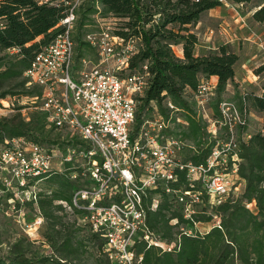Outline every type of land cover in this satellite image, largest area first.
Wrapping results in <instances>:
<instances>
[{
	"label": "trees",
	"instance_id": "trees-1",
	"mask_svg": "<svg viewBox=\"0 0 264 264\" xmlns=\"http://www.w3.org/2000/svg\"><path fill=\"white\" fill-rule=\"evenodd\" d=\"M221 4L218 0H85L78 11L80 29L92 16L104 18L110 14L123 19L111 32L125 41L134 40L137 49L127 67L118 74L120 77L143 75L146 83L143 94L136 97L134 126L141 123L143 116L151 114V103L168 117L165 106L168 99L187 122L176 127L189 129L195 142L190 160L195 163L206 158L214 141L195 115L193 91L201 79L216 76L212 111L213 117H218L217 105L224 99L227 84L233 83L239 58L226 45L196 53L198 37L192 29L193 22L203 12ZM62 16V7L38 0H0V101H9L11 110L19 97L30 99L40 94L38 87H26L23 72L34 55L60 31L57 23ZM252 17L264 25V3ZM76 40L79 48L83 44L88 46L79 41V36ZM13 47L15 52L11 51ZM83 57L86 56L81 54ZM237 98L235 103L247 122L238 128L235 149L237 179L243 181L242 190L215 206L202 207L188 219L183 218L181 206L172 197L157 189L149 190L144 199L146 225L161 240L174 243V247L167 250L148 246L140 237L133 245L136 256L141 257L136 264H264V94L246 91ZM26 106L32 105L15 108L21 111ZM34 110L27 121L20 113L0 117V147L5 140L26 137L48 150L57 148L63 153L78 145L89 148L75 137L63 140L49 137L44 133L48 123L45 113ZM249 111L260 114L261 129L245 138ZM67 145L70 146L66 148ZM64 163L65 172L50 169L43 175L28 178L26 185L18 189L34 185L38 192L35 199L22 203L0 180V192L5 193L6 200H12L15 210L24 204L36 211L35 217L43 220L40 245L36 246L23 234L9 238L5 235V213L0 201V264H88L84 255L90 244L103 256V259L93 258L92 264H115L107 254L105 241L80 221L81 211L72 204L73 192L85 182L81 170L72 161ZM73 173L75 178H71ZM40 182L47 190L40 188ZM179 183L184 184L183 177ZM154 197L158 198V204L152 208L150 203ZM207 221L211 226L204 232L187 235L179 231L181 225L191 227ZM85 228L87 235L81 233Z\"/></svg>",
	"mask_w": 264,
	"mask_h": 264
},
{
	"label": "built area",
	"instance_id": "built-area-1",
	"mask_svg": "<svg viewBox=\"0 0 264 264\" xmlns=\"http://www.w3.org/2000/svg\"><path fill=\"white\" fill-rule=\"evenodd\" d=\"M38 1L63 8L57 23L60 31L34 55L23 75L26 87L36 86L41 91L30 100L35 109L45 113L47 125L89 146L70 147L62 153V163H73L79 156L83 162L75 166L89 178L72 195V204L81 211L80 221L105 241L107 254L115 264H136L140 260L133 250L140 237L148 246L171 249L174 243L161 240L146 225L147 192L157 189L172 197L185 219L198 208L215 206L238 194L241 183L232 176L237 175V131L247 124L245 114L237 103L224 98L217 105L218 117H213L209 103L216 84L201 79L192 94L193 108L214 143L202 161L186 159L182 156L184 141L170 128L171 124L183 126L187 122L175 115L179 110L168 99V117L153 105L151 114L134 126L136 97L143 94L145 79L139 74L120 77L118 73L136 52L135 41L113 35L109 26L86 32L82 40L97 60L93 63L87 57L80 58L81 66L76 68L74 32L85 0ZM92 17L94 21L103 19ZM243 136L249 137L245 133ZM53 151L26 137L5 140L1 145L0 180L19 202L36 198L38 189L34 185L18 188L26 185L28 178L53 169ZM181 177L184 184L179 183ZM157 202V197L152 198L151 207L155 208ZM42 221L36 216L30 224L39 226ZM196 226L181 225L179 231L201 233Z\"/></svg>",
	"mask_w": 264,
	"mask_h": 264
},
{
	"label": "rangeland",
	"instance_id": "rangeland-1",
	"mask_svg": "<svg viewBox=\"0 0 264 264\" xmlns=\"http://www.w3.org/2000/svg\"><path fill=\"white\" fill-rule=\"evenodd\" d=\"M264 3V0H248L237 2L235 0H228L227 3L221 4L218 8L211 12H203L198 21H194L192 24V29L196 33L198 37V45L196 48V53L207 52L210 49H216L219 45H226L229 49L239 53V56H243L241 59L238 58L235 68L241 74L242 78H245V82L242 87L239 81V74H236L235 88L240 91H249L259 94H264V25L256 22L252 15L253 12L260 7V5ZM91 21L86 22V26L79 28L78 24L76 25V31L74 32V40H75V66L79 68L81 66V54L85 55L89 58L90 62L95 63L97 60L96 54L91 48L89 49L86 44H83L81 48L77 46V36H79V41H83L82 37L85 32H89L92 30H97L100 27H115L118 26L123 19L114 17L110 14L104 17L103 19H98L94 21L91 17ZM250 35L249 39L246 37ZM209 37V39H207ZM245 37V39L243 38ZM208 46V47H207ZM254 47L256 48V60L252 63H246L244 58L247 52V49ZM212 47V48H210ZM243 51L244 53H241ZM13 52V51H12ZM175 52L179 54L177 48H175ZM242 62L245 64V68L241 66ZM74 66V67H75ZM244 70L246 74H242L241 70ZM258 72H255L258 70ZM239 81V82H238ZM238 86V87H237ZM233 91L232 84L229 86L228 90L222 95V98L228 99H236L232 97L231 92ZM190 100V96H188ZM32 105L26 106L21 109V111L16 110L15 107H19L21 105ZM152 106L154 105L151 103ZM214 98L210 100L209 107L210 112L213 110ZM0 117L1 116H12L14 114L20 113L21 117H23L26 121L28 117L35 110V106H33L32 100L27 97H19L18 102H14V109L12 108L10 102L7 100L0 101ZM181 111H178L175 115L182 116ZM260 114L252 112L248 115V126L246 131L254 133L260 129ZM48 125L44 127V133L49 135L51 138H57L58 140L69 139V135L64 131H59L55 128H48ZM170 131L172 134L180 135L183 139L185 146L182 149V156L186 159H191V155L194 153V140L190 136V132L188 128L176 127V125L171 124ZM222 135V133H221ZM70 145H67L68 148ZM46 148V147H45ZM65 148V149H66ZM53 156L51 158V166L53 169H56L60 172H65V163H62V153L61 150L57 148L52 152ZM83 161L79 156L74 157L73 165L81 164ZM67 172V171H66ZM83 177V176H81ZM89 178L87 176L83 177V181L87 182ZM237 179V175L232 176V180ZM241 183V180H239ZM40 188L46 189V185L43 182H40ZM54 187V186H53ZM243 186H239L240 191ZM0 201L1 207L4 210V218L3 222H5L7 235L9 238H13L18 234L25 235L29 240L33 241L36 246L40 245L42 241V233H43V225L33 226L30 223L33 222L36 211L24 204H20L18 210L13 208V202L11 200L5 199V193L0 192ZM21 203V202H20ZM201 209V208H198ZM71 218V217H70ZM27 225H31L29 228ZM211 226V222H200L197 223L196 230L204 232L209 229ZM81 233L87 235L88 229L85 228ZM94 247V245H88L87 252L84 257L88 264L93 263V258L103 259L102 253L98 252ZM93 254V256H92Z\"/></svg>",
	"mask_w": 264,
	"mask_h": 264
},
{
	"label": "crops",
	"instance_id": "crops-1",
	"mask_svg": "<svg viewBox=\"0 0 264 264\" xmlns=\"http://www.w3.org/2000/svg\"><path fill=\"white\" fill-rule=\"evenodd\" d=\"M219 7V6H218ZM218 7H216V8H218ZM213 10H215V8H212V9H209V10H207V12H211V11H213ZM248 39H249V37H251L250 35H247L246 36ZM244 39H245V37H243ZM207 39H209V37H207ZM208 47V46H207ZM210 48H212V47H210ZM178 52H179V54H180V51L178 50ZM237 53V52H236ZM241 53H244L243 51H241ZM238 55H239V53H237ZM245 54V56H244V58H245V60H246V63L248 64V63H252L254 60H256L257 58H256V48L254 49V47L252 46L251 48H249V49H247V52L246 53H244ZM240 57V56H239ZM243 56H241L240 57V59L242 58ZM241 66L243 67V68H245V64L242 62V64H241ZM242 71V74L244 73V74H246L245 73V71L242 69L241 70ZM239 74V83H240V85L239 86H241L242 87V85H243V83L246 81L245 80V78H242L241 77V74L237 71V68H235L234 69V78H233V83H229V84H227V88H226V90H228V88H229V86L232 84V87H233V91L231 92V94H232V97H234V98H236L235 100L234 99H228V98H225V99H228V100H230V101H234V102H237V96H240V95H242L243 93H245L246 91H240V90H238V89H236L235 88V82H237V80H236V74ZM209 79L213 82V83H215V82H217V78H216V76H211V77H209ZM216 84V83H215ZM238 87V86H237ZM248 92V91H247ZM256 94H259V93H256ZM253 111H249V114H251ZM261 121H262V119H260V129H261ZM248 126V125H247ZM247 129V128H246ZM259 129V130H260ZM245 134H247L248 136H250V132H247L246 131V133ZM240 185H242L243 186V181L241 180V184Z\"/></svg>",
	"mask_w": 264,
	"mask_h": 264
}]
</instances>
